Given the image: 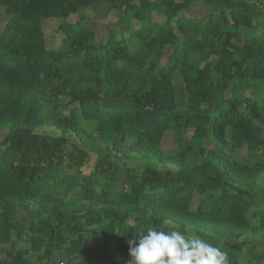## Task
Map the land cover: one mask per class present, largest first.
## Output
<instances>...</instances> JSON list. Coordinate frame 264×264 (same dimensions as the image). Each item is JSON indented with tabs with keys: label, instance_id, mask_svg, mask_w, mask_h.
Listing matches in <instances>:
<instances>
[{
	"label": "trees",
	"instance_id": "obj_1",
	"mask_svg": "<svg viewBox=\"0 0 264 264\" xmlns=\"http://www.w3.org/2000/svg\"><path fill=\"white\" fill-rule=\"evenodd\" d=\"M194 1L0 0V264H133L148 228L264 264V16ZM100 6L136 23L46 47L43 19Z\"/></svg>",
	"mask_w": 264,
	"mask_h": 264
},
{
	"label": "rangeland",
	"instance_id": "obj_2",
	"mask_svg": "<svg viewBox=\"0 0 264 264\" xmlns=\"http://www.w3.org/2000/svg\"><path fill=\"white\" fill-rule=\"evenodd\" d=\"M155 2H160L161 0H154ZM181 1V0H177ZM252 2L257 3L258 5V15L257 19L260 20L264 16V0H252ZM80 14L73 15L68 19L64 18H49L43 19V31L46 41V47L48 49H57L61 46L64 35L61 32H58V27L63 23H72L76 24L80 18H83V23L89 26H93L96 29L97 37H101L107 30H120L122 26L127 23H136L135 19L128 13L123 11H108L105 6H100L96 9L88 8ZM185 16L191 18H201L205 19L209 14L208 6L205 5L203 0L194 1L193 5L185 11ZM11 16L7 13L5 7L0 9V33L5 29L6 24L10 20ZM155 19H160L155 17ZM176 85H181V81H176ZM48 133H51L52 130H46ZM42 132V131H41ZM192 136V131L187 133V137ZM165 148H171L173 146V134L168 133L164 138ZM124 162L128 163L130 166H134L137 169L143 165L142 161L136 159L134 156H130L128 159H125ZM166 168L164 166H160ZM257 192H264V184L259 185L256 190ZM84 259H88V253L83 255ZM57 260H60V257H57Z\"/></svg>",
	"mask_w": 264,
	"mask_h": 264
},
{
	"label": "clouds",
	"instance_id": "obj_3",
	"mask_svg": "<svg viewBox=\"0 0 264 264\" xmlns=\"http://www.w3.org/2000/svg\"><path fill=\"white\" fill-rule=\"evenodd\" d=\"M129 241L133 264H229L226 253L199 237H187L178 230L169 233L148 228Z\"/></svg>",
	"mask_w": 264,
	"mask_h": 264
}]
</instances>
